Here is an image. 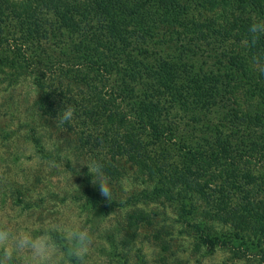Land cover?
Returning a JSON list of instances; mask_svg holds the SVG:
<instances>
[{
	"label": "trees",
	"instance_id": "trees-1",
	"mask_svg": "<svg viewBox=\"0 0 264 264\" xmlns=\"http://www.w3.org/2000/svg\"><path fill=\"white\" fill-rule=\"evenodd\" d=\"M1 1L22 19L21 34L29 38L43 36L46 23L39 24L32 6L45 4L55 19L45 32L55 38L60 22L69 41L46 62L27 61L40 117L55 121L64 104L73 105L74 118L60 127L78 134L79 147L102 160L110 180L122 157L147 175L143 189L123 200L109 202L89 190L90 208L164 199L175 206L177 223L193 233L197 251L221 248L247 257L256 251L264 263V175L249 172L251 162L264 168V76L252 71L246 49L242 56V48L214 44L205 32L212 26L192 19L186 0H158L152 14L134 2L99 1L96 9L112 29L98 44L81 34L72 40L76 28L62 0ZM9 32L0 28V35ZM5 47L13 56L7 70L18 76L29 49ZM61 54L66 57L56 61ZM245 87L249 101L240 94ZM30 141L50 156L39 138ZM166 150L177 158L171 166Z\"/></svg>",
	"mask_w": 264,
	"mask_h": 264
},
{
	"label": "rangeland",
	"instance_id": "rangeland-1",
	"mask_svg": "<svg viewBox=\"0 0 264 264\" xmlns=\"http://www.w3.org/2000/svg\"><path fill=\"white\" fill-rule=\"evenodd\" d=\"M5 1L10 3L14 0ZM62 1L68 5L67 15L76 28L72 40L81 34L97 44L105 42L104 36L110 32L107 29H112V23L96 9L99 1L111 6L114 1L138 3L147 14L154 13L158 4V0ZM185 2L189 5L188 13L192 19L206 21L212 26L209 32H205L209 38L212 37L214 44L231 49L236 47L237 51L242 48L244 53L239 51L242 56L245 51L240 41L246 35L249 24L256 19H264V0ZM72 4L79 9L72 11ZM47 7L43 3L32 6L39 24H46L40 31L43 36L35 33L29 38L21 34L22 19L0 0V28L10 30L9 34L0 35V42L5 46L21 44L29 49L24 50L26 54L20 59L27 68H21L18 76L7 70L13 60V56L6 52L7 47L2 46L5 52L0 53V61L5 65L0 66V214L7 215L12 226L19 227L27 222L33 228L45 226L50 219H62L70 212L77 214L94 226L95 245L89 258L90 264H264L256 251L249 257L221 248L213 252L197 251L193 233L177 223L175 206L164 199L149 204L131 202V206H114L111 209H104L103 204L89 207L85 201L88 191L99 192L98 186L90 182L87 167L79 163L73 165L72 162L75 159L85 163L92 157L90 148L79 147V137L75 132L67 133L60 126L56 127L54 120L40 117L34 107L38 87L34 84V76L26 74L30 70L27 61L36 59L46 62L51 58L52 51L58 53L68 48L69 41L65 38V31L59 28L60 22L56 28L61 33L56 32L55 38L45 32L50 23H55ZM214 32H220V35L212 36ZM41 37L43 39L40 40ZM7 39L12 42L7 43ZM37 44L40 45L39 51L33 48ZM65 57L61 54L54 59L63 60ZM240 94L249 101L251 88L241 89ZM32 135L41 140L49 157L36 152L37 147L30 141ZM166 151L168 160L165 164L171 166L177 158L173 152ZM118 163L121 170L116 178L110 180L112 200L115 201L135 195L143 189L141 183L148 179L125 157ZM253 165L249 171L252 175H264V168ZM259 199L264 200V196H259ZM142 215L146 216L141 218Z\"/></svg>",
	"mask_w": 264,
	"mask_h": 264
},
{
	"label": "clouds",
	"instance_id": "clouds-1",
	"mask_svg": "<svg viewBox=\"0 0 264 264\" xmlns=\"http://www.w3.org/2000/svg\"><path fill=\"white\" fill-rule=\"evenodd\" d=\"M262 40L264 19H256L249 24L240 43L247 50L249 66L257 76H264ZM74 114V106L64 104L55 117L56 127L70 122ZM76 163L87 167L90 182L98 186L101 196L110 202L113 196L110 177L102 160L89 157L85 163H80L74 159L72 164ZM73 187L78 189L74 184ZM94 245V226L75 213L70 212L62 219H50L38 228L27 222L12 226L7 215L0 214V264H90Z\"/></svg>",
	"mask_w": 264,
	"mask_h": 264
}]
</instances>
